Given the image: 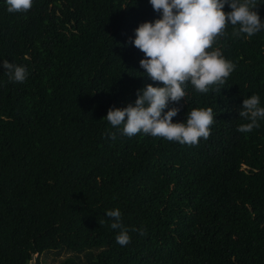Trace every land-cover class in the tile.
<instances>
[{
    "label": "trees",
    "instance_id": "trees-1",
    "mask_svg": "<svg viewBox=\"0 0 264 264\" xmlns=\"http://www.w3.org/2000/svg\"><path fill=\"white\" fill-rule=\"evenodd\" d=\"M255 4L264 22V0ZM160 18L149 0H33L11 14L0 0V264L63 251L56 264H264V119L237 131L250 122L239 117L244 99L264 107V30L237 38L229 25L213 46L235 65L221 91L189 84L165 109L185 123L212 108L207 140L129 138L105 117L163 86L131 43ZM4 60L27 79L11 81ZM115 209L127 246L106 215Z\"/></svg>",
    "mask_w": 264,
    "mask_h": 264
},
{
    "label": "clouds",
    "instance_id": "clouds-1",
    "mask_svg": "<svg viewBox=\"0 0 264 264\" xmlns=\"http://www.w3.org/2000/svg\"><path fill=\"white\" fill-rule=\"evenodd\" d=\"M153 10L161 13L154 22L140 24L131 43L144 54L140 67L147 77L162 87L151 84L137 91L134 105L124 108H110L106 120L114 128L122 126V134L131 138L143 133L164 138L181 145L197 146L201 138L207 140L215 122L212 108L192 109L186 115L185 123H173L180 109H168L170 102L178 104L187 95V85L201 94L220 92L235 65L226 60L220 49L214 48L217 39L225 34L229 25L232 35L242 34L250 38L264 30V22L258 13L255 0H149ZM7 11L26 13L33 6V0H6ZM225 5L230 12L223 11ZM2 67L11 81L23 83L27 69L4 60ZM241 119L250 121L238 126L240 133H250L259 127L258 120L264 119V107L260 97L251 95L244 99ZM115 139V133L110 134ZM111 218V229H119L116 242L127 246L131 242L129 230L122 224L119 209L106 212ZM136 231V229H132ZM143 235V230H140Z\"/></svg>",
    "mask_w": 264,
    "mask_h": 264
},
{
    "label": "rangeland",
    "instance_id": "rangeland-1",
    "mask_svg": "<svg viewBox=\"0 0 264 264\" xmlns=\"http://www.w3.org/2000/svg\"><path fill=\"white\" fill-rule=\"evenodd\" d=\"M70 253L63 251L60 254L56 255L53 252H48L43 255H40L39 262L40 264H56L63 258L67 257ZM36 255H34L33 260L29 264H35Z\"/></svg>",
    "mask_w": 264,
    "mask_h": 264
}]
</instances>
